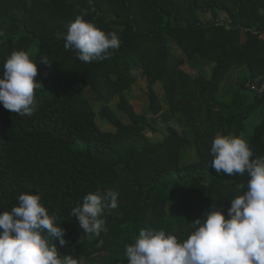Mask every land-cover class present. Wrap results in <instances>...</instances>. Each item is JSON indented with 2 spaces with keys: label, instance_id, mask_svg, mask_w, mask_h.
<instances>
[{
  "label": "trees",
  "instance_id": "obj_1",
  "mask_svg": "<svg viewBox=\"0 0 264 264\" xmlns=\"http://www.w3.org/2000/svg\"><path fill=\"white\" fill-rule=\"evenodd\" d=\"M79 15L118 35L121 46L109 50L111 59L86 63L75 48H65ZM20 50L38 63L36 81L44 89L36 91L32 116L0 102V214L18 206L21 194H39L66 230L67 243L55 241L61 256L84 257L81 264H129L126 247L145 229L165 230L183 242L214 207L231 218L232 200L247 191L250 175L216 173L211 148L216 136L240 137L254 115L258 124L247 142L253 159H264V98L252 94L256 100L248 101L244 87L264 78V0H0V78ZM44 57L50 64L40 61ZM197 60L214 64L209 79L195 71ZM236 66H246L248 76L230 100L216 98ZM137 82L153 116L161 109L154 85L164 91L168 110L159 119L166 136L160 142L146 137L155 123L129 101ZM86 88L99 113L86 100ZM113 98L131 124L113 114ZM175 115L186 121L192 140L168 124ZM98 116L115 132L102 131ZM187 151L196 161L183 162ZM239 184L244 189L237 190ZM108 190L119 196L118 207L101 217L107 231L87 235L72 211L87 194Z\"/></svg>",
  "mask_w": 264,
  "mask_h": 264
},
{
  "label": "clouds",
  "instance_id": "obj_2",
  "mask_svg": "<svg viewBox=\"0 0 264 264\" xmlns=\"http://www.w3.org/2000/svg\"><path fill=\"white\" fill-rule=\"evenodd\" d=\"M64 38L65 48H75L79 60L86 63L111 59L109 50L121 46L115 32L106 33L84 15L76 17ZM40 61L50 64L47 57ZM4 67L0 102L10 112L34 115L36 91L44 89L36 81L38 63L20 50L11 54ZM211 154L216 173L250 175L247 191L232 200L231 218L214 207L204 221L194 222L198 227L183 242L165 230H141L137 242L126 247L129 264H264V159H253L247 140L234 135L217 136ZM244 187L239 184L237 190ZM118 196L114 190L89 193L82 206L73 209L87 235L99 237L107 231L101 217L118 207ZM18 200V206L0 214V264H81L71 255L61 256L55 241L65 245L66 230L58 226L57 216L49 214L41 196L26 192ZM103 244L101 240L98 247Z\"/></svg>",
  "mask_w": 264,
  "mask_h": 264
},
{
  "label": "rangeland",
  "instance_id": "obj_3",
  "mask_svg": "<svg viewBox=\"0 0 264 264\" xmlns=\"http://www.w3.org/2000/svg\"><path fill=\"white\" fill-rule=\"evenodd\" d=\"M203 18L205 21H208V22L212 21V16L209 13H203ZM220 18H224V16L220 14ZM245 39L246 37L244 35V32H242L240 41L244 43ZM174 54L175 56L181 55L180 51L176 49H174ZM193 65L196 68L195 69L196 72L201 73L202 76H204L206 79L210 78L211 70L214 67V64H211L204 60H197L196 62L193 63ZM246 76H248V69L246 66H236V67L231 68L226 73V76L222 80L217 90L216 98H223L226 101L230 100L234 91L240 86L239 84L242 83L243 78H246ZM154 92L161 106V109L156 116H153L151 112L150 113L147 112L149 108V102L147 100V97L145 96V93L142 91L140 83L137 82L133 85L132 92L128 94V96H130L129 101L130 103H132L135 113L144 114L147 118H149V120H152L155 123L153 124L152 128L145 129V135L153 143H156V142H160L162 138L166 136L165 129L162 126L163 121L159 119V115L167 112L168 105L166 101L163 100L164 91L159 82L154 85ZM84 95L88 103L93 107L94 111L96 113H99L101 109L100 104L94 100V96L89 88L85 89ZM246 97L248 101L250 102H253L256 100L255 97L252 95L246 96ZM117 103H118L117 98H113L111 102L109 103V107L111 108L113 114L120 120L122 124H131V121L128 115L123 112H120L117 109V106H116ZM257 117L254 118V115H253V118H250L247 120L245 130H244L245 132L242 133L240 137L245 138L247 140L248 135L252 133L254 127L258 124V120L256 119ZM157 118H158V121L159 120L161 121V124H159L158 121H156ZM96 123L98 124L100 129L104 132H115L114 126L108 123L106 119H103L101 116H98L96 118ZM168 124L172 128H174L179 135L185 136L189 138L190 140H192L194 133L190 130V128L186 124V121L180 115H175L174 118L168 122ZM196 159L197 157L194 151H187L184 154L183 162H193V161H196ZM84 260H85L84 257L83 259H79L80 262H83Z\"/></svg>",
  "mask_w": 264,
  "mask_h": 264
},
{
  "label": "built area",
  "instance_id": "obj_4",
  "mask_svg": "<svg viewBox=\"0 0 264 264\" xmlns=\"http://www.w3.org/2000/svg\"><path fill=\"white\" fill-rule=\"evenodd\" d=\"M245 89L258 98H264V78L261 81L246 83Z\"/></svg>",
  "mask_w": 264,
  "mask_h": 264
},
{
  "label": "crops",
  "instance_id": "obj_5",
  "mask_svg": "<svg viewBox=\"0 0 264 264\" xmlns=\"http://www.w3.org/2000/svg\"><path fill=\"white\" fill-rule=\"evenodd\" d=\"M250 95H252V94H250Z\"/></svg>",
  "mask_w": 264,
  "mask_h": 264
}]
</instances>
